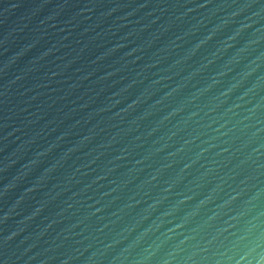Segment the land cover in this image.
Segmentation results:
<instances>
[{
  "label": "water",
  "instance_id": "water-1",
  "mask_svg": "<svg viewBox=\"0 0 264 264\" xmlns=\"http://www.w3.org/2000/svg\"><path fill=\"white\" fill-rule=\"evenodd\" d=\"M0 264H264V0H0Z\"/></svg>",
  "mask_w": 264,
  "mask_h": 264
}]
</instances>
